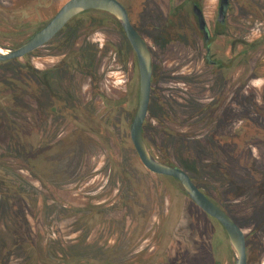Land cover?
<instances>
[{
	"label": "rangeland",
	"instance_id": "1",
	"mask_svg": "<svg viewBox=\"0 0 264 264\" xmlns=\"http://www.w3.org/2000/svg\"><path fill=\"white\" fill-rule=\"evenodd\" d=\"M66 1L0 0L1 48L26 42ZM191 1L125 3L152 56L145 140L155 158L185 171L224 205L245 234L247 264H264V131L251 115L238 120V93L247 99L241 111L255 102L264 110V0H232L225 30L216 20L219 0L201 1L213 36L210 60L237 57L223 71L206 60ZM223 30L227 37H216ZM249 44L254 48L244 54ZM138 90L131 46L113 19L95 13L33 55L0 63V243L4 253L11 250L0 264H64L71 256L76 264H235L221 225L176 180L140 163L130 139ZM185 92L202 96L210 111L222 110L219 134L228 142L258 147L238 181L200 172L188 151L168 143L170 130L206 132L170 116Z\"/></svg>",
	"mask_w": 264,
	"mask_h": 264
},
{
	"label": "water",
	"instance_id": "2",
	"mask_svg": "<svg viewBox=\"0 0 264 264\" xmlns=\"http://www.w3.org/2000/svg\"><path fill=\"white\" fill-rule=\"evenodd\" d=\"M229 0H219L218 22L225 18L224 9ZM94 11L111 16L122 28L137 61L139 73L138 106L130 125V139L138 158L144 168L158 176L170 177L179 182L186 195L207 216L216 220L224 229L235 264H247L246 238L242 229L233 218L212 202L180 168L159 161L150 151L143 135V127L148 116L152 90V56L151 52L132 25L128 12L118 0H67L54 17L39 31L13 49L0 47V62L19 60L49 43L71 20L82 13ZM198 20V27L203 32L204 40L209 39L206 23L200 9L193 7Z\"/></svg>",
	"mask_w": 264,
	"mask_h": 264
},
{
	"label": "trees",
	"instance_id": "3",
	"mask_svg": "<svg viewBox=\"0 0 264 264\" xmlns=\"http://www.w3.org/2000/svg\"><path fill=\"white\" fill-rule=\"evenodd\" d=\"M118 1H120L125 6L127 0ZM88 13L91 12H87L78 16L73 20V23L78 21L81 17L86 16ZM138 32L140 33V31ZM245 46L246 45H244V47ZM247 46L249 47V49L244 50V54L249 53L254 48L253 44H249ZM0 47L4 46L0 44ZM239 55H241V52L239 53ZM233 59L235 58L233 57ZM77 66L78 65L75 66V64H73V66H71L69 69L70 73L76 71ZM221 75L223 74H218L219 78L221 77ZM219 78L217 79L218 82ZM261 95L262 97L260 98V101L264 104V89ZM16 96L17 95H9L10 100L14 102L15 98L17 99ZM198 96L193 93L185 92L182 98L183 101L172 105L171 110L173 112L170 113V116L174 119L175 123L180 126L185 125V127H188L190 130L192 129L196 131L198 129H202L206 132H204L201 137L189 135L191 133H185L180 131L173 132L172 130H170V135L168 136L167 141L169 144L174 145V147L181 146L183 147V150H185L186 152L188 151V153L191 154L194 165L200 169V172H205L207 169H210L212 173H215L218 178L224 173H228L234 181H238V179L240 178V171H248L249 167L254 162H256L253 156V147L256 149L258 147L255 144L244 147L239 145V143L236 144L237 142H228V140L230 139L229 137L219 134L221 129L219 125L225 124V120L223 119L224 117L221 113L222 110L221 112H218L219 110H217L218 113H216L215 110L210 111L209 107H206L205 103L201 104L200 100L202 96ZM243 96H246L245 92L243 93ZM6 99L8 100L7 96ZM245 100L241 99V93H238V120L242 119V113L251 115L254 117V120L252 121L257 125L258 128L264 131V124L258 122L262 120L264 121V110H261V108H259L258 104L255 102V108L244 109V111H241L239 106L246 104ZM4 110L7 114H11L7 111V109ZM215 113V116L212 115ZM219 115L220 117L219 119H217ZM246 118L247 116H244L243 114V120H245ZM240 132L241 128L238 129V138L240 137ZM197 186L199 187V185ZM204 194L229 215L228 211L224 208V205L222 203L212 199L206 193ZM262 225L264 226V223ZM3 249L5 248L3 244L0 243V257L3 259H8L9 255H11L9 254L11 250L7 249V253H4L3 251H1ZM49 249L53 252V256L56 255L55 250H53L51 246L49 247ZM30 256L31 255H27L28 263H31L32 260V256ZM71 259L72 261L70 262L69 260L64 258V264H76L75 262L78 261V258L74 256H71ZM1 261L3 260L0 259V262Z\"/></svg>",
	"mask_w": 264,
	"mask_h": 264
},
{
	"label": "flooded vegetation",
	"instance_id": "4",
	"mask_svg": "<svg viewBox=\"0 0 264 264\" xmlns=\"http://www.w3.org/2000/svg\"><path fill=\"white\" fill-rule=\"evenodd\" d=\"M201 1L202 0H192L191 1V11H192V14H193V17H194V19H195V22H196V25H197V28H198V31L201 33V35H202V41H203V45L205 46V48H206V60H207V62H208V64H210V66H214L215 64H217V65H219L218 66V69H217V71H223L224 69H226V67L227 68H229V70L231 69V67H232V65H234V63H236L237 62V57H236V55L234 56V58L235 59H230L227 63L226 62H222V61H220V62H215V61H211L210 59H211V52H210V49H209V43L211 42V40L213 39V36H212V34L210 33V31H209V29H208V26H207V23H206V21H205V19H204V21H205V23H206V29H207V31H208V33H209V39L207 40V41H205L204 40V37H203V32L199 29V27H198V20H197V17H196V15L194 14V11H193V7L194 6H197L199 9H200V11H201V13H202V16H203V18H204V15H203V11H202V9H201ZM120 2V1H119ZM231 2H232V0H229L228 1V5L225 7V9H224V14H225V18H224V21L222 22V23H219L218 22V9H217V23H218V25H219V27H221V28H224V30L227 28V25H226V22H227V11H228V9L230 8V4H231ZM121 3V2H120ZM122 4V3H121ZM123 5V4H122ZM124 6V5H123ZM125 7V6H124ZM218 8H219V4H218ZM125 9L127 10V8L125 7ZM88 12H94V11H88ZM127 12H128V10H127ZM85 13H87V12H85ZM82 14H84V13H82ZM81 14V15H82ZM89 14V13H88ZM95 14H100V15H104V16H107V17H110L111 19H113L111 16H109L108 14H105V13H102V12H96ZM80 16V15H79ZM128 16H129V13H128ZM78 17V16H77ZM76 17V18H77ZM75 19V18H74ZM73 19V20H74ZM129 19H130V17H129ZM73 20H71L49 43H47L46 45H48V44H50L52 41H54L55 39H57L64 31H67V29H68V27L69 26H71V24H74L73 23ZM114 20V19H113ZM115 21V23H116V25L118 26V28L123 32V30H122V28L119 26V24L116 22V20H114ZM131 21V20H130ZM133 25V24H132ZM134 26V25H133ZM43 28V27H42ZM134 28L136 29V27L134 26ZM137 30V29H136ZM223 30V32H225L224 33V35H222L223 33H221L220 31H217L216 32V37H227V32L226 31H224ZM39 31V30H38ZM137 32H138V30H137ZM36 33V32H35ZM139 33V32H138ZM123 34H124V32H123ZM140 34V33H139ZM32 36V35H31ZM124 36H125V34H124ZM140 36H141V34H140ZM142 37V36H141ZM30 38V37H29ZM125 38H126V36H125ZM143 38V37H142ZM145 41V40H144ZM146 42V41H145ZM129 43V42H128ZM147 44V43H146ZM46 45H44V46H46ZM130 45V44H129ZM43 46V47H44ZM148 46V45H147ZM43 47H41V48H43ZM41 48H39V49H41ZM149 48V47H148ZM39 49H37V50H35L34 52H32L31 54H29V55H27V56H25L24 58H26V57H29V56H31V55H33L36 51H38ZM150 50V49H149ZM151 52V51H150ZM233 53H235V50L233 51ZM13 61H16V60H13ZM0 63H4V62H0ZM75 66L76 65H78L77 66V69H78V67H79V62H76L75 61ZM236 65V64H235ZM71 66H73V64H71V65H69V67H68V69H70V67ZM88 66V65H87ZM152 66H153V63H152ZM92 68L94 69V67L92 66ZM92 69V70H93ZM220 73H222V72H220ZM223 74V73H222ZM153 76V75H152ZM222 78H223V75H221V77L219 78V82H221L222 81ZM216 79H218L217 77H216ZM139 91V90H138ZM152 91V90H151ZM150 101H151V99H150ZM149 107H150V105H149ZM149 112V111H148ZM143 135H144V127H143ZM144 139H145V136H144ZM146 141V140H145ZM133 145V144H132ZM133 148H134V146H133ZM135 150V149H134ZM136 152V151H135ZM137 154V153H136ZM138 156V155H137ZM139 159V158H138ZM140 161V160H139ZM141 163V162H140ZM143 166V165H142ZM144 167V166H143ZM145 169V168H144ZM146 170V169H145ZM147 171V170H146ZM156 176H158V175H156ZM160 177H165V176H160ZM168 178H170V177H168ZM171 179H173V178H171ZM191 179V178H190ZM175 180V179H174ZM192 180V179H191ZM177 181V180H176ZM178 182V181H177ZM179 183V182H178ZM194 183V182H193ZM195 184V183H194ZM196 185V184H195ZM181 186V185H180ZM197 186V185H196ZM198 187V186H197ZM199 188V187H198ZM200 189V188H199ZM184 191V190H183ZM186 194V193H185ZM191 200V199H190ZM219 207V206H218ZM209 217V216H208ZM209 218H211V217H209ZM213 219V218H212ZM214 220V219H213ZM216 221V220H215ZM217 222V221H216ZM222 227V226H221ZM230 247V246H229ZM247 251V250H246Z\"/></svg>",
	"mask_w": 264,
	"mask_h": 264
}]
</instances>
